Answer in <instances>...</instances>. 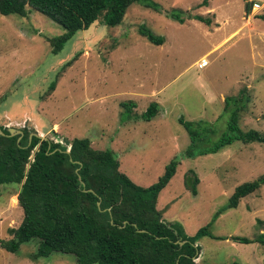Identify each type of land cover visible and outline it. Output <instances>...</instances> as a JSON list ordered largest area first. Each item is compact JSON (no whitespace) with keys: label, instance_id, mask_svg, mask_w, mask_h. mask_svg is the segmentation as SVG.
<instances>
[{"label":"rangeland","instance_id":"1","mask_svg":"<svg viewBox=\"0 0 264 264\" xmlns=\"http://www.w3.org/2000/svg\"><path fill=\"white\" fill-rule=\"evenodd\" d=\"M202 1L133 3L118 25L96 20L55 53L47 41L63 30L48 18L34 11L0 15V127L25 129L62 145L86 138L92 149L111 151L118 170L140 187L153 184L168 162L179 161L156 208L186 236L208 225L210 236L198 239L194 262L264 264V185L235 209H223L235 186L264 174V146L233 142L216 153L185 158L188 137L177 121H200L203 137L212 128L211 145L233 109L223 100L245 87L250 100L239 128L264 134V0H205L206 6ZM171 10L201 15L209 25L178 24L166 16ZM145 30L162 44L148 42L140 34ZM128 102L133 105L124 112L121 103ZM151 102L156 115L140 120ZM188 171L198 179L193 191L184 185ZM17 191L14 184L0 187V240L21 221ZM258 236L261 242L230 240ZM36 246V240L21 244L18 255L0 248V264H75L68 254L32 259Z\"/></svg>","mask_w":264,"mask_h":264},{"label":"trees","instance_id":"2","mask_svg":"<svg viewBox=\"0 0 264 264\" xmlns=\"http://www.w3.org/2000/svg\"><path fill=\"white\" fill-rule=\"evenodd\" d=\"M133 3L149 5L148 0H0V15L23 17L27 11H34L48 18L63 30L60 36L47 41L55 53L75 32L86 30L96 20L108 27L118 25ZM200 5L206 6V1ZM249 7L245 4V14ZM166 16L178 24L195 20L209 25L201 15L184 11L171 10ZM140 34L156 46L163 42L147 30ZM249 97L242 87L223 100L226 107L230 103L233 109L224 132L211 145L207 137L214 136L212 128H206L203 137L198 130L200 121H182L179 117L177 121L189 144L184 157L216 153L233 142L264 146V134L239 128V117ZM132 105L121 103L124 112ZM156 113L157 104L151 102L138 118L148 122ZM0 130V187L18 185L16 203L22 213L19 225L6 230L9 238L0 240L2 250L18 255L21 244L36 240L32 259L59 253L72 255L75 264H197L196 243L200 237L210 236L208 225L186 236L178 224L165 221L162 211L156 208L157 196L174 175L179 161L168 162L153 184L140 187L118 170L111 151L92 149L86 138H73L62 145L34 134L29 137L22 129L16 141L17 135L9 137L5 128ZM187 173L184 185L193 191L198 179L193 172ZM262 185L264 174L235 186L223 209H235L241 199ZM230 240L240 244L262 241L261 236L257 240Z\"/></svg>","mask_w":264,"mask_h":264},{"label":"water","instance_id":"3","mask_svg":"<svg viewBox=\"0 0 264 264\" xmlns=\"http://www.w3.org/2000/svg\"><path fill=\"white\" fill-rule=\"evenodd\" d=\"M6 130H7V132H8V135L7 136H9V137H12V136H15V135H17L18 137H17V139H16V141H19V139H20V136L22 135V132L20 131V130H15V129H12V128H6ZM0 135H3L2 134V132H1V130H0ZM34 136H36L37 138H41L40 136H38V135H36V134H34ZM29 137H31V135H29ZM28 137V138H29ZM42 139V138H41ZM43 140V139H42ZM68 147H67V150L65 151V152H67L68 151ZM97 205H98V203H96ZM139 232H142V231H139ZM178 243V245H181L182 243L181 242H177Z\"/></svg>","mask_w":264,"mask_h":264},{"label":"built area","instance_id":"4","mask_svg":"<svg viewBox=\"0 0 264 264\" xmlns=\"http://www.w3.org/2000/svg\"><path fill=\"white\" fill-rule=\"evenodd\" d=\"M258 6L256 5V4H253V8L255 9V8H257Z\"/></svg>","mask_w":264,"mask_h":264},{"label":"clouds","instance_id":"5","mask_svg":"<svg viewBox=\"0 0 264 264\" xmlns=\"http://www.w3.org/2000/svg\"><path fill=\"white\" fill-rule=\"evenodd\" d=\"M258 6V5H257Z\"/></svg>","mask_w":264,"mask_h":264}]
</instances>
